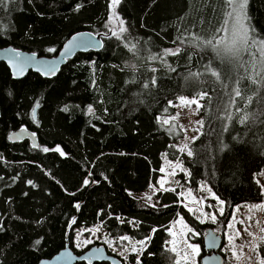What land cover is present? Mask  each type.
I'll return each instance as SVG.
<instances>
[{
  "label": "trees",
  "instance_id": "obj_1",
  "mask_svg": "<svg viewBox=\"0 0 264 264\" xmlns=\"http://www.w3.org/2000/svg\"><path fill=\"white\" fill-rule=\"evenodd\" d=\"M232 1L119 0L116 18L111 0H0V47L53 57L75 33L113 31L51 80H14L0 64V264H39L68 244L81 254L76 231L98 225L148 242L131 264H177L172 222L181 215L202 236L208 226L174 193H158V207L134 197L158 185L165 158L185 165L191 189L205 183L225 202L222 228L234 207L264 202V0H247L244 49L218 56ZM201 94L202 132L192 156L180 154L179 123L159 118ZM25 129L37 147L10 140Z\"/></svg>",
  "mask_w": 264,
  "mask_h": 264
},
{
  "label": "rangeland",
  "instance_id": "obj_2",
  "mask_svg": "<svg viewBox=\"0 0 264 264\" xmlns=\"http://www.w3.org/2000/svg\"><path fill=\"white\" fill-rule=\"evenodd\" d=\"M242 2L243 0L231 2L228 26L221 37L222 41L229 42L235 38L237 45L235 54L240 53L245 46L240 43L239 39L243 29H247L249 38L246 22L248 7L246 3L243 17H241L240 4ZM261 54L264 59V54ZM193 100L198 102L199 107L197 103H191ZM203 103L204 97H184L183 100L179 99L176 104H173L176 109L174 116L159 118L162 123L167 120V125L172 121L179 123L185 134L178 144L180 154H187L190 151L189 145L202 132L203 120L200 117V109ZM161 174L157 186L153 185L147 192L134 195L143 207H158L160 203L156 196L160 192L174 193L180 200L179 204L198 223L208 226L206 231L208 228H214L216 232L224 235L225 244L221 250L224 264H264V258L259 252L260 248L264 247V202L241 204L234 207L232 216L222 228L218 222L224 215L225 202L221 203L222 200L205 183L200 184L197 191L191 189L189 187V171L181 161H170L165 158ZM257 181L264 190V169L257 176ZM221 209H223V214H221ZM206 231H204L205 234ZM170 234L169 247L175 249L173 252L176 254V263L201 264L203 257L208 255L203 249L202 243H198L196 240L199 237L204 239L205 234L203 236L198 234L181 215L172 222ZM98 243L105 246L111 254L118 256L123 264H131L129 261L131 255H135L139 262L141 255L148 247L147 241H132L128 237L118 240L110 239L101 229V225L76 231L74 240L76 250L86 251L93 246H98ZM192 246H195V251Z\"/></svg>",
  "mask_w": 264,
  "mask_h": 264
},
{
  "label": "water",
  "instance_id": "obj_3",
  "mask_svg": "<svg viewBox=\"0 0 264 264\" xmlns=\"http://www.w3.org/2000/svg\"><path fill=\"white\" fill-rule=\"evenodd\" d=\"M112 16L117 18V9L111 2ZM113 34L94 33L91 31H82L73 34L53 57L41 56L34 52H28L16 49L12 46L0 47V64H5L14 80H23L30 73L41 75L43 78L51 80L58 76L62 68L68 64L77 54L88 52H100L104 48L105 39ZM65 49H70L65 51ZM21 67L23 71L21 72ZM55 68L54 74H49V70ZM35 120L37 119V108L34 111ZM1 116V112H0ZM29 139L37 147L36 137L28 130H20L10 135V140L14 143ZM89 183V182H88ZM87 183V184H88ZM225 244V237L215 231L214 228H208L203 239V249L208 255H205L201 264H224L221 250ZM123 264V261L114 254L109 253L105 246H93L81 254H77L68 244L64 250L51 259L42 260L39 264Z\"/></svg>",
  "mask_w": 264,
  "mask_h": 264
},
{
  "label": "snow or ice",
  "instance_id": "obj_4",
  "mask_svg": "<svg viewBox=\"0 0 264 264\" xmlns=\"http://www.w3.org/2000/svg\"><path fill=\"white\" fill-rule=\"evenodd\" d=\"M111 2L113 4V6L115 7L119 3V0H111ZM246 3H247V0H243V2L240 4L241 17H243V9L246 6ZM121 31H124V29H122ZM114 35H115V33H114ZM239 39H240V43L241 44H246L247 43V41H248L247 29H243L242 30V35L239 37ZM221 43H222V47H220V48L217 49V55L218 56H225V55L235 54L236 48H237V45H236V42H235V38L231 42L225 40V41H222ZM69 50L70 49H65L66 52L69 51ZM49 51H55V49H49ZM154 58L155 57H153V59ZM20 70L22 72L23 71V68L21 67ZM54 73H55V68H52V69L49 70V74H54ZM212 75L218 77L219 76V73L213 72ZM153 83H155V81H153ZM145 87H147V85H145ZM203 95L204 94H201V98H203ZM236 95L237 96H240V91L239 90L236 91ZM183 99L184 98L181 97V100H183ZM191 103H197V105L199 107V104H198L197 101L193 100V101H191ZM89 111L91 112V108H89ZM246 119H247V116H245L244 119H242L240 122L241 123H244ZM164 123L167 124L168 121L167 120H164ZM223 147H227V145H224ZM44 151L47 152L48 149L45 148ZM192 154L193 153L191 151H188L187 152V155L188 156H192ZM29 183H31V182H29ZM87 183H88V181H85V184H87ZM221 203H223V201ZM77 207H79V206L77 205ZM221 214H223V209H221ZM213 219H215L214 216H213ZM37 243H39V241H37ZM192 247H193V250L195 251V246H192ZM172 251H175V249L173 248ZM177 264H179V262H177Z\"/></svg>",
  "mask_w": 264,
  "mask_h": 264
},
{
  "label": "flooded vegetation",
  "instance_id": "obj_5",
  "mask_svg": "<svg viewBox=\"0 0 264 264\" xmlns=\"http://www.w3.org/2000/svg\"><path fill=\"white\" fill-rule=\"evenodd\" d=\"M100 246V245H99ZM81 264H85V263H81Z\"/></svg>",
  "mask_w": 264,
  "mask_h": 264
}]
</instances>
